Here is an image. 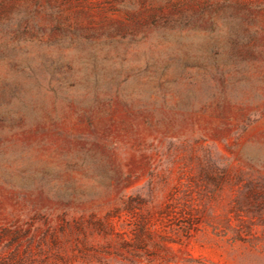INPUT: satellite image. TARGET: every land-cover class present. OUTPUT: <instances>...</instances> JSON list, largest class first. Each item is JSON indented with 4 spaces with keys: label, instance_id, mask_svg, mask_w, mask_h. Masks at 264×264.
<instances>
[{
    "label": "rangeland",
    "instance_id": "374dc122",
    "mask_svg": "<svg viewBox=\"0 0 264 264\" xmlns=\"http://www.w3.org/2000/svg\"><path fill=\"white\" fill-rule=\"evenodd\" d=\"M0 264H264V0H0Z\"/></svg>",
    "mask_w": 264,
    "mask_h": 264
},
{
    "label": "trees",
    "instance_id": "16d2710c",
    "mask_svg": "<svg viewBox=\"0 0 264 264\" xmlns=\"http://www.w3.org/2000/svg\"><path fill=\"white\" fill-rule=\"evenodd\" d=\"M223 6H225V4H224ZM227 6H229V7H230V5H229V4H227Z\"/></svg>",
    "mask_w": 264,
    "mask_h": 264
}]
</instances>
